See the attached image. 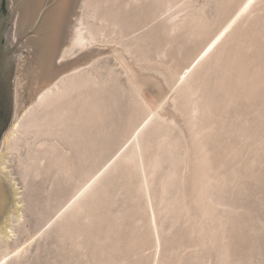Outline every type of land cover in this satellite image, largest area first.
Returning <instances> with one entry per match:
<instances>
[{"label": "rangeland", "instance_id": "rangeland-1", "mask_svg": "<svg viewBox=\"0 0 264 264\" xmlns=\"http://www.w3.org/2000/svg\"><path fill=\"white\" fill-rule=\"evenodd\" d=\"M68 2L79 53L124 61L91 53L14 111L17 47L0 264H264V0Z\"/></svg>", "mask_w": 264, "mask_h": 264}, {"label": "bare ground", "instance_id": "bare-ground-1", "mask_svg": "<svg viewBox=\"0 0 264 264\" xmlns=\"http://www.w3.org/2000/svg\"><path fill=\"white\" fill-rule=\"evenodd\" d=\"M68 1L10 0V2L14 4V11L16 12V14L13 20V34L11 38L12 42L10 45V49H8V53H10V50L15 51L17 47L20 46L23 47V50H25L29 54V56L25 55L26 57L20 55L19 60L16 63L14 111L19 108L23 109V111H27L30 107L38 105L50 95L57 93L61 85H63L64 87L65 80L63 78V75L68 72L77 70L82 60L89 58L91 53L95 56L96 54H99L101 52L117 51V53L121 56V60L124 61L123 57L125 55L123 56L118 49H113L109 46H107L109 48H96L92 51L83 50V52L81 51L79 53L80 48L86 45L87 42L83 41L86 38L81 32V26H79L80 21L78 20L79 22L76 23L75 20H72L75 17L76 12H74L72 6L73 4L70 5V2ZM72 15H74L73 18H71ZM77 18L79 17L76 16V18L74 19ZM27 28L32 31V34L26 36L25 39H21V35L23 36V34L26 33L25 30ZM89 38H93V36H90ZM74 52L78 53L79 55L75 58L70 59L72 55H74ZM25 58H27V62L23 61ZM90 59H88L87 61H89ZM133 74H130L129 83L132 86V90L139 93L140 87L138 86V84L140 79L137 74ZM27 75H30L31 77V79L27 82L29 84L30 92H32L33 95L30 100V104L24 106L21 102L24 89L22 78L23 76L26 77ZM150 96L153 95L150 93ZM150 96L148 95L149 98ZM162 109L163 107H156L152 108L150 112L161 116ZM17 119L18 118L15 116L8 127L4 130L0 142V212L2 210H5V212L2 211L1 214H3L0 215L2 216L0 217V237L3 236V238H5L4 234L7 232V230L9 231V229L7 228V220L14 212L17 211L16 209L19 207L16 202V186L14 187V184H12L11 181L7 180L6 176L4 175L3 166V162L5 160L4 149L8 139L12 136L13 131L19 124V121ZM4 207L6 208L3 209ZM14 215L15 214H13V216Z\"/></svg>", "mask_w": 264, "mask_h": 264}, {"label": "water", "instance_id": "water-1", "mask_svg": "<svg viewBox=\"0 0 264 264\" xmlns=\"http://www.w3.org/2000/svg\"><path fill=\"white\" fill-rule=\"evenodd\" d=\"M9 25L10 17L7 0H0V139L12 115V75L14 59L18 52V50H13V52L8 53Z\"/></svg>", "mask_w": 264, "mask_h": 264}]
</instances>
